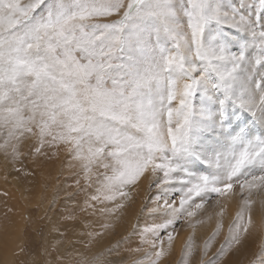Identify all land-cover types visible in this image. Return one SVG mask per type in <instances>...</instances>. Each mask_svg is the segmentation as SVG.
Here are the masks:
<instances>
[{
  "label": "snow or ice",
  "instance_id": "obj_1",
  "mask_svg": "<svg viewBox=\"0 0 264 264\" xmlns=\"http://www.w3.org/2000/svg\"><path fill=\"white\" fill-rule=\"evenodd\" d=\"M29 141L34 156L66 153L89 243L147 178L134 264H160L182 219L193 235L212 220L197 217L213 196L198 264L250 245L248 264H264V0H0V151L17 161ZM195 252L189 236L182 264Z\"/></svg>",
  "mask_w": 264,
  "mask_h": 264
},
{
  "label": "rangeland",
  "instance_id": "obj_2",
  "mask_svg": "<svg viewBox=\"0 0 264 264\" xmlns=\"http://www.w3.org/2000/svg\"><path fill=\"white\" fill-rule=\"evenodd\" d=\"M31 143L30 141L25 142L26 148L28 147L26 151L23 149L25 144L22 145L23 155L17 161L5 157L3 151H0V229L10 228L19 214L18 210L23 214L22 221L20 217V223H22L21 246L25 248V252L17 255L18 251H15L13 264H31L33 260L38 261L39 264H46L47 261H53L55 264L57 256L63 258V264H76L80 258L77 253H83L89 259L102 254L103 258H106V264H134V262L142 260L143 252L131 250L141 246L139 235H128V233L122 235L118 230L124 229L127 224L131 226L130 229H133L134 224L140 226L145 224L147 218L141 213V207L146 202V197H150L155 192L154 188L149 189L148 179H143L139 186L131 191L133 199L128 203L126 209L120 212L122 215L126 214L125 217L123 219L117 217L110 232L103 233L98 237L99 239L84 243L87 236L82 235L83 224L87 221L88 216L87 213L81 212V209L84 206L85 195L83 192H77L75 181L78 177L75 175V170L68 167L66 153L60 151L53 155L51 151L45 150L49 155V157H45V160L41 156L29 157ZM15 179L17 184L9 181ZM24 199L27 200V203ZM215 199L216 197L213 196L205 207L212 205ZM13 207L20 209L16 211V209L13 210ZM137 208L139 212L136 211ZM129 212H134L137 216L133 218L132 223L127 217ZM202 214L200 212L198 217ZM184 225L182 219L175 229V238L170 253L168 252L167 256L161 259L163 262H160L161 264H170L175 257L180 258L179 264L182 263V251L188 240L187 238L185 241H181L182 236L185 235ZM101 229L100 224H93L89 230L100 232ZM223 229L216 236L217 239L215 238L213 241V246L219 248L224 242L223 240L219 245L217 242L222 236ZM209 236L206 235L201 239L202 243ZM126 239L127 241H125ZM116 240L120 241L116 245L117 248L114 246ZM97 243L101 246L99 244L97 246ZM85 244L88 246L85 247ZM165 244L167 243L165 242ZM194 245L197 250L192 258V264H198L199 245L195 241ZM43 246H48L51 255H45ZM233 252L236 254V251ZM212 255L213 253L210 256ZM111 257L114 259L112 260Z\"/></svg>",
  "mask_w": 264,
  "mask_h": 264
},
{
  "label": "bare ground",
  "instance_id": "obj_3",
  "mask_svg": "<svg viewBox=\"0 0 264 264\" xmlns=\"http://www.w3.org/2000/svg\"><path fill=\"white\" fill-rule=\"evenodd\" d=\"M22 147V146H21ZM28 148V147H27ZM26 148V144L24 146V151L27 150ZM22 151V150H21ZM30 156H34L32 154V151L30 152L29 154V157ZM28 157V155H27ZM37 157V156H36ZM42 159L45 160V157H49V155H43L41 156ZM35 158V157H34ZM36 159V158H35ZM35 161V160H34ZM6 162V161H5ZM41 162V161H40ZM28 167V166H27ZM61 168V167H60ZM49 169V168H48ZM1 171V170H0ZM2 173V172H1ZM24 174V173H22ZM24 176V175H23ZM38 177V176H37ZM57 178V177H56ZM55 179V178H54ZM10 182L12 181V183L14 184H17L16 183V179L15 180H9ZM43 181V180H42ZM52 182V181H51ZM19 185V184H18ZM39 187V186H38ZM53 187V186H52ZM51 187V188H52ZM34 199V198H33ZM32 199V200H33ZM25 203H27L25 200ZM31 201V200H30ZM215 203V202H214ZM214 203L210 206H207L205 207V210L201 211L203 214L200 215L198 218L199 219H203L205 218L206 216L208 215H212L213 218L212 220L210 221H207L206 223L202 224V225H198L195 229V232H194V235H193V229H191L190 227H188L187 224L184 225V231H185V235L182 236L181 238V241H185L187 238H189V236H192L193 237V240L195 241L196 244L199 245V248L200 246L203 245L201 239L205 238L206 235H211V232L214 230L215 228V220H216V217L214 215L215 211H217V209H215L213 207ZM29 204V203H28ZM238 206H239V201L237 199H233L232 201L229 202L228 204V207L226 209V212L223 216V231H222V236L220 238L218 242V245L219 243L223 242L225 236L227 235V231L228 229L227 226L228 224L230 223V221L233 219V217L235 216V213L236 211L238 210ZM15 207V205H14ZM13 207V210L16 209V211L20 208L16 207L14 208ZM137 212H139V209L137 208L136 209ZM19 214L17 216V218L14 220L13 224L10 225V228H8L7 230L5 229H0V264H13V257H14V252L15 251H19V247L21 246V226H22V223H20L22 221V218L21 217L23 214L18 210ZM82 212V211H81ZM17 213V212H16ZM126 215V214H125ZM125 215H122L121 213H119V215L117 217H120V219H123V217H125ZM20 217H21V221H20ZM84 217V216H83ZM117 217H114L111 219L110 221V227L111 228H108L107 230L105 229H101L100 232H110V229H112V225H114L116 223V218ZM127 217L129 219V222L132 223V220L133 218L137 217L136 216V213L134 212H129L127 214ZM82 219V218H81ZM253 220L254 222L256 223L257 226H259L260 224V220H261V213H260V209H259V205L257 204L254 208V212H253ZM232 222V221H231ZM51 224V223H50ZM98 224V223H97ZM114 227V226H113ZM48 228V227H47ZM50 228V227H49ZM131 226L129 224L125 225V228L124 229H119L118 232H120V234H127L128 235H133V231L134 229H130ZM254 234H255V239L258 243L259 239H260V234L258 232H255L254 230ZM135 236V235H134ZM127 237V236H126ZM99 239V238H98ZM104 239V238H102ZM217 239V238H216ZM88 241L85 240L84 243ZM127 241V239L125 240ZM106 242V241H105ZM104 242V243H105ZM119 240H116L115 241V244L114 246L118 245L119 244ZM99 243H97V246H98ZM100 245V244H99ZM101 246V245H100ZM44 247V251H45V255L48 256L49 255V252L50 250H48V246H43ZM103 247V245H102ZM165 247H167V244H165ZM220 247V246H219ZM117 248V246H116ZM218 247H215L213 246L210 250H209V256L212 254V253H215L216 250H217ZM250 248V252H249V255L248 256H245L244 253H243V250H234L236 251V254L235 252H232L231 254H229L228 256L224 257L223 258V261H222V264H248V260L251 259V252L255 251V247H252L251 245L249 246ZM97 249V248H96ZM115 250V248H114ZM183 250V249H182ZM197 250V249H196ZM170 253V251H169ZM175 253V252H174ZM196 253V252H195ZM102 255V254H101ZM174 255V254H173ZM198 255H199V251H198ZM167 256V255H166ZM16 258V256H15ZM112 258V257H111ZM166 258V257H165ZM75 259V258H73ZM106 259V258H105ZM114 258H112L113 260ZM205 259H207V257H205ZM167 260V259H166ZM108 261V259H107ZM114 262V261H113ZM168 262V261H167ZM180 262V258L179 257H175L170 264H179ZM193 262V261H192ZM112 263V262H111ZM163 263V262H161ZM160 263V264H161ZM167 264V263H166ZM169 264V263H168ZM182 264V263H181Z\"/></svg>",
  "mask_w": 264,
  "mask_h": 264
}]
</instances>
